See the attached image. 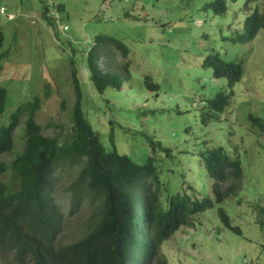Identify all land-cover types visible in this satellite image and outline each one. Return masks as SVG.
Here are the masks:
<instances>
[{"label":"rangeland","instance_id":"obj_1","mask_svg":"<svg viewBox=\"0 0 264 264\" xmlns=\"http://www.w3.org/2000/svg\"><path fill=\"white\" fill-rule=\"evenodd\" d=\"M215 0H0V86L7 90L0 127L11 114L38 97L37 122L47 137L68 141L75 100L72 70L83 90V111L107 152L116 151L144 165L154 156L164 194H183L188 186L211 195L204 158L222 147L242 167L237 195L195 217L162 247L152 264H264V134L249 117L264 121V31L241 43L251 12L243 0H228L217 15ZM264 10V0H259ZM257 4H253V9ZM98 36L122 42L128 55L113 53L100 67L120 75L122 88L103 94L90 79L87 57ZM243 64L231 106L204 126L208 101L224 90L226 79L212 78L203 66L209 55ZM71 62L74 65L71 66ZM147 80V83H146ZM151 86V87H149ZM24 127L10 164L22 152ZM80 166L62 171L54 196L65 217L63 243L81 237L93 213V202L72 201ZM9 182L10 173L0 177ZM223 208L238 235L222 224ZM6 264H13L10 255Z\"/></svg>","mask_w":264,"mask_h":264},{"label":"trees","instance_id":"obj_2","mask_svg":"<svg viewBox=\"0 0 264 264\" xmlns=\"http://www.w3.org/2000/svg\"><path fill=\"white\" fill-rule=\"evenodd\" d=\"M258 3L243 0L241 9L251 12L240 38L244 45L264 31V10ZM253 4H257L254 9ZM210 5L217 15L228 11V0H215ZM3 44L0 31V48ZM113 53L126 57L128 49L107 36H98L88 53L90 79L100 94L109 87L120 90L123 86L120 75L100 67L101 59H112ZM203 66L212 70L213 79H226L230 89L208 101L207 113L201 117L207 126L231 106L234 87L243 76V64L224 61L215 54L209 55ZM71 77L75 100L68 141L44 135L37 122L42 107L38 97L17 107L9 124L0 127V157L14 153L17 134L24 127L22 152L10 164H0V177L8 173L11 177L9 182L0 180V264H6L8 255L13 264H152L176 232L193 226L196 216L237 195L241 163L231 159L222 147L212 149L203 162L212 182L210 196H202L191 186L183 194H164L154 156L139 165L126 155L105 150L84 114L83 90L76 70ZM6 100L7 90L0 86V117ZM249 120L264 134V121L253 116ZM77 166L80 170L73 184V205L79 206L88 197L94 208L81 237L63 243L65 217L53 191L59 174ZM218 215L225 228L241 234L223 208Z\"/></svg>","mask_w":264,"mask_h":264}]
</instances>
